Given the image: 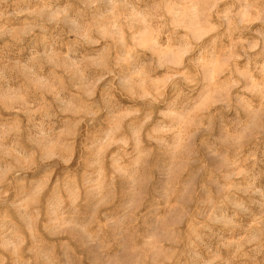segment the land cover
Masks as SVG:
<instances>
[{"label": "rangeland", "instance_id": "374dc122", "mask_svg": "<svg viewBox=\"0 0 264 264\" xmlns=\"http://www.w3.org/2000/svg\"><path fill=\"white\" fill-rule=\"evenodd\" d=\"M25 9L32 14L17 15ZM199 12L196 0L0 3V75L25 85L33 109L28 114L0 107V123L15 120L23 129L15 140L4 139L9 154L0 155V172L15 168L8 176L12 184L2 186L9 201L28 192L47 206L69 204L83 195L86 171L111 182L114 170L126 173L131 159L153 147L149 133L156 124L177 118L167 109L193 77L225 82L224 69L234 55L243 57L236 61L241 68L264 62V44L245 55L234 43L236 36L216 39L218 34L206 33ZM244 37L254 38L250 32ZM149 114L153 122L136 132ZM37 127L51 129L59 143L40 145ZM134 132V141H126L121 151L115 142ZM222 144H207L212 159L206 165L201 161L198 182L182 189L193 195L178 207H166L176 205L177 196L163 193L157 210L161 230L179 221L172 231L196 241L191 264H246L242 257L229 260L243 231L224 224L233 204L248 200L254 178L255 187L264 190V142L226 139ZM182 251L165 244L139 264H185Z\"/></svg>", "mask_w": 264, "mask_h": 264}, {"label": "clouds", "instance_id": "9594fccd", "mask_svg": "<svg viewBox=\"0 0 264 264\" xmlns=\"http://www.w3.org/2000/svg\"><path fill=\"white\" fill-rule=\"evenodd\" d=\"M41 3L47 7V0ZM196 6L199 23L206 33L218 34L216 39L236 36L234 43L245 55L264 44V0H196ZM26 14L32 12L17 13ZM249 32L254 38L244 37ZM242 58L233 56L232 64L224 69L225 82L193 77L167 109L176 111L177 118L156 124L149 133L153 147L143 150L147 154H133L128 171L114 170L111 182L94 179L95 172L86 171L83 195L69 204L47 206L28 192L9 201V192L2 186L12 184L8 176L15 168L0 172V264H85L86 258L88 264H139L165 244L182 248L185 264H191L196 241L172 231L179 221L161 230L157 210L163 193L177 196L176 205L165 203L166 207H178L193 195L191 189L187 193L182 189L194 186L201 161L206 165L212 159L207 144L221 148L226 139L264 142V62L253 67L249 61L241 68L236 61ZM27 95L23 83L0 75V107L31 114ZM74 99L79 101V97ZM152 122L153 117L146 115L136 132ZM22 131L15 120L0 123V155L9 154L4 139L12 136L15 140ZM28 132L31 135V129ZM36 138L43 147L59 143L51 129L37 127ZM134 139L135 132L115 143L123 151ZM251 183L248 200L236 201L224 224L244 233L229 260L242 257L246 264H264L260 259L264 256V190L255 187V178ZM145 240L152 241V246L142 247Z\"/></svg>", "mask_w": 264, "mask_h": 264}]
</instances>
